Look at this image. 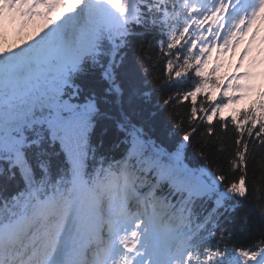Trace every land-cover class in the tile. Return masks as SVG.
<instances>
[{
  "label": "snow or ice",
  "instance_id": "1",
  "mask_svg": "<svg viewBox=\"0 0 264 264\" xmlns=\"http://www.w3.org/2000/svg\"><path fill=\"white\" fill-rule=\"evenodd\" d=\"M261 68L264 0H0V264H264Z\"/></svg>",
  "mask_w": 264,
  "mask_h": 264
},
{
  "label": "trees",
  "instance_id": "2",
  "mask_svg": "<svg viewBox=\"0 0 264 264\" xmlns=\"http://www.w3.org/2000/svg\"><path fill=\"white\" fill-rule=\"evenodd\" d=\"M148 47V45L147 44H145V48H147ZM139 55V48H138V46H137V48H134V49H132V50H130V52H129V57L134 61V62H137V56ZM158 71L159 70H157V72L156 73H153L154 75H156V74H158ZM149 80H151V77H149L148 78ZM150 86H152V85H150ZM152 87H154V86H152ZM157 95H159V94H157ZM255 100V99H254ZM253 103V101L252 102H250V104H252ZM161 116H162V119L163 120H165V121H167V123H168V125L169 126H172V121L169 119V113L168 112H163V113H161ZM200 137L199 136H197L196 137V140H198ZM193 143L195 144V141H193ZM187 157H188V161H195V160H198L199 159V156L197 155V152H196V150L194 149V148H189L188 150H187Z\"/></svg>",
  "mask_w": 264,
  "mask_h": 264
},
{
  "label": "rangeland",
  "instance_id": "3",
  "mask_svg": "<svg viewBox=\"0 0 264 264\" xmlns=\"http://www.w3.org/2000/svg\"><path fill=\"white\" fill-rule=\"evenodd\" d=\"M8 36H9L10 40H8V42H7V40L4 39V41H3L5 47H11V46H14L15 44L21 42L22 39L27 36V33H25V37H21V36L18 37V35H15L13 37H12V35H8ZM245 63H246V61H245Z\"/></svg>",
  "mask_w": 264,
  "mask_h": 264
}]
</instances>
